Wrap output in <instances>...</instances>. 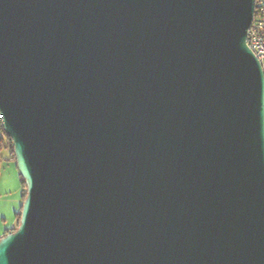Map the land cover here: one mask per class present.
<instances>
[{"label": "water", "instance_id": "obj_1", "mask_svg": "<svg viewBox=\"0 0 264 264\" xmlns=\"http://www.w3.org/2000/svg\"><path fill=\"white\" fill-rule=\"evenodd\" d=\"M256 0H0V115L27 190L0 264H264Z\"/></svg>", "mask_w": 264, "mask_h": 264}, {"label": "rangeland", "instance_id": "obj_2", "mask_svg": "<svg viewBox=\"0 0 264 264\" xmlns=\"http://www.w3.org/2000/svg\"><path fill=\"white\" fill-rule=\"evenodd\" d=\"M23 186L17 166L5 161L0 171V233L16 225V213L23 204Z\"/></svg>", "mask_w": 264, "mask_h": 264}, {"label": "built area", "instance_id": "obj_3", "mask_svg": "<svg viewBox=\"0 0 264 264\" xmlns=\"http://www.w3.org/2000/svg\"><path fill=\"white\" fill-rule=\"evenodd\" d=\"M247 42L264 70V0H256L254 19ZM0 119L2 120L1 115Z\"/></svg>", "mask_w": 264, "mask_h": 264}, {"label": "trees", "instance_id": "obj_4", "mask_svg": "<svg viewBox=\"0 0 264 264\" xmlns=\"http://www.w3.org/2000/svg\"><path fill=\"white\" fill-rule=\"evenodd\" d=\"M5 161L6 162L7 161H13L16 165V156L14 153L13 140L4 131V128L2 125V120L0 119V171H1L2 165ZM19 176H20L22 186H23L22 199L24 202L26 195H27V193H26L27 186H26L24 178L20 174H19ZM21 210H22V205H21L20 211L16 213V225L12 229H8L4 234L0 233V239L2 236L8 234L9 232L15 230L18 227V225L20 223V218H21Z\"/></svg>", "mask_w": 264, "mask_h": 264}, {"label": "crops", "instance_id": "obj_5", "mask_svg": "<svg viewBox=\"0 0 264 264\" xmlns=\"http://www.w3.org/2000/svg\"><path fill=\"white\" fill-rule=\"evenodd\" d=\"M23 195V194H22Z\"/></svg>", "mask_w": 264, "mask_h": 264}]
</instances>
